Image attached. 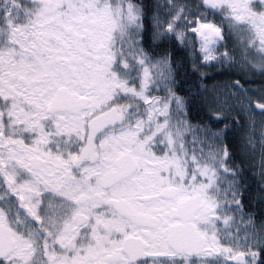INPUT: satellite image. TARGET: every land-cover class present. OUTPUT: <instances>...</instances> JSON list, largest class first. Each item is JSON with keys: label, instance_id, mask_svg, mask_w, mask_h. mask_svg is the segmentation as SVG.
I'll return each mask as SVG.
<instances>
[{"label": "snow or ice", "instance_id": "6c2138e0", "mask_svg": "<svg viewBox=\"0 0 264 264\" xmlns=\"http://www.w3.org/2000/svg\"><path fill=\"white\" fill-rule=\"evenodd\" d=\"M0 264H264V0H0Z\"/></svg>", "mask_w": 264, "mask_h": 264}]
</instances>
